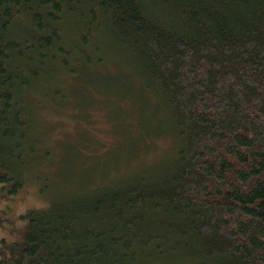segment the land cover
Returning a JSON list of instances; mask_svg holds the SVG:
<instances>
[{
    "label": "trees",
    "instance_id": "trees-1",
    "mask_svg": "<svg viewBox=\"0 0 264 264\" xmlns=\"http://www.w3.org/2000/svg\"><path fill=\"white\" fill-rule=\"evenodd\" d=\"M73 107L113 115L112 173L64 170L88 134L37 153L40 113L93 127ZM39 162L55 195L0 264H264V0H0V188Z\"/></svg>",
    "mask_w": 264,
    "mask_h": 264
},
{
    "label": "rangeland",
    "instance_id": "rangeland-1",
    "mask_svg": "<svg viewBox=\"0 0 264 264\" xmlns=\"http://www.w3.org/2000/svg\"><path fill=\"white\" fill-rule=\"evenodd\" d=\"M111 67V66H110ZM112 68V67H111ZM127 70V68H126ZM113 71L110 70L108 73L109 76H112ZM88 107H85L83 110L73 107L72 113L77 114L78 116L75 118L77 120L78 127H85L92 124L93 127H90V130L79 129L78 134L73 131L72 125L67 123L69 119V113L67 110L63 109L64 112L53 111L52 113H45L41 116V113L38 114V121L43 123V135L37 137L39 142H41L42 147L36 149L37 153L40 150L41 153L44 149L53 147V151L56 153L59 152L60 147L63 148L61 154H65L66 148H74L78 149L80 145V138L82 136H86L95 141L97 139H101L104 143L103 146L100 147L99 152H95L92 155L87 154L90 157L101 156L100 160L86 158L84 156L77 155V161L84 162L83 167H77L75 164H70V160L72 158L67 157L68 166L64 170H68L74 175H78L83 178L86 174L91 175L94 180H96L98 176V171L101 169H106L107 174L112 173V159H113V151L115 141L112 136V126L114 122L113 115H110L106 110L103 109L104 113L101 111H97L95 109H90L87 111ZM101 109L100 107H98ZM85 112L89 113L88 120L83 118V114ZM37 121V124L39 122ZM92 128V129H91ZM46 145H45V144ZM126 147L124 141L121 139L119 142ZM173 144V138L169 133L164 136H161L154 140L153 143L145 146V151H153V158H159L163 155L164 151L169 147L171 148ZM120 146V147H121ZM122 148V147H121ZM69 155V153H68ZM85 160H84V159ZM119 158H121V164L119 169V175L124 173L125 163L123 160V156L119 153ZM145 160V159H144ZM156 162L155 159H151L150 163ZM145 163V162H144ZM40 167H31L29 170H26V183L25 186L14 194H6L3 190L4 188H0V208L4 207V209L0 210V236H4L9 241H19L22 237V234L26 230L27 221L25 219L20 218V213L23 212L27 208H35L38 206H47L55 194L51 191L49 196H45V194L40 195L36 190V186L39 184H49L53 175L50 172H46L48 170L43 162H39ZM72 165V166H71ZM137 168V167H136ZM59 180V178H57ZM52 183L56 182L55 179L51 180Z\"/></svg>",
    "mask_w": 264,
    "mask_h": 264
}]
</instances>
